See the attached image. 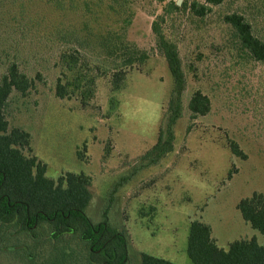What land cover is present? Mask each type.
Returning <instances> with one entry per match:
<instances>
[{
	"label": "rangeland",
	"instance_id": "1",
	"mask_svg": "<svg viewBox=\"0 0 264 264\" xmlns=\"http://www.w3.org/2000/svg\"><path fill=\"white\" fill-rule=\"evenodd\" d=\"M106 1L75 0L73 8L83 3L82 17L69 8L70 0H0V82L15 64L28 83L25 94L13 90L8 98L7 134L17 129L29 135L23 155L44 165L54 184L68 173L90 178L92 199L85 213L98 223L107 210L109 219L122 225L131 264H139L138 253L190 264L192 221L207 224L223 249L252 238L262 244L237 205L254 193L264 196V63L241 47L224 17L242 15L264 40V0H226L204 17L190 6L205 0H133L125 28L112 21ZM159 17L162 34L177 46L186 85L173 150L144 167L142 158L157 142L172 90L152 31ZM82 28L83 38L124 30L126 40L148 56L115 87L114 70L105 71L96 40L88 42L81 73L95 76L94 94L84 105L63 57L71 53L65 35ZM58 83L70 84L67 97L56 96ZM197 91L209 98L210 111L193 117L188 103ZM232 143L246 158L230 152ZM0 264H88V259L76 236L54 240L47 224L29 233L0 224Z\"/></svg>",
	"mask_w": 264,
	"mask_h": 264
},
{
	"label": "trees",
	"instance_id": "2",
	"mask_svg": "<svg viewBox=\"0 0 264 264\" xmlns=\"http://www.w3.org/2000/svg\"><path fill=\"white\" fill-rule=\"evenodd\" d=\"M132 1H106V7L114 17L112 21L117 25L123 24L122 28L130 24L128 14H131L129 8ZM224 1L226 0H205L204 5L193 3L190 9L197 17H204L210 12L211 6H218ZM70 2L69 8L83 17V3L74 9L72 5L75 0ZM85 9L86 12L90 11L88 6ZM159 18L160 22L153 23L152 31L156 36V48L166 61L172 79V90L157 142L142 158L144 167L157 164L173 150V128L182 116V94L186 85L177 46L162 34L160 23L164 18ZM224 21L235 31L241 47L252 59L264 63V40L255 34L251 23L237 13L226 15ZM81 30L82 33L72 31L67 36L69 38L65 35L63 39L71 45V53H64L63 57L67 70L74 74L72 84H75L77 90H81L79 96L84 105L94 94L95 76H83L81 73V67L86 64L83 51L90 49L88 42L96 40V51L100 52L99 55L104 60L103 68L105 71L109 68L114 70L112 84L115 87H119L123 81L126 70L142 64L148 56L126 40L124 30L117 33L106 29L96 37L87 34L84 38L83 28ZM69 85L58 83L56 96L67 97ZM13 90L22 95L28 91L27 79L15 64L8 67L7 77L0 82V224H14L25 233L47 224L49 236L54 240H59L66 233L76 236L86 248L88 264H131L133 256L130 254L129 237L122 225L113 223L107 210L98 223H93L85 213L92 199L88 190L90 178L68 173L54 184L45 177L44 165L35 157L26 158L23 155L22 150L29 148V135L17 129L10 135L7 134L8 123L4 117V109ZM188 110L193 117L205 116L210 111L209 98L199 91L193 93ZM229 148L233 155L246 158L236 144H230ZM230 177L231 173L228 174V178ZM237 210L242 219L262 235L263 243L259 244L252 238L234 241L227 249H223L212 239L211 229L207 224L192 221L186 247L190 264H264V196L252 194L238 203ZM138 258L139 264H174L143 253H138Z\"/></svg>",
	"mask_w": 264,
	"mask_h": 264
}]
</instances>
